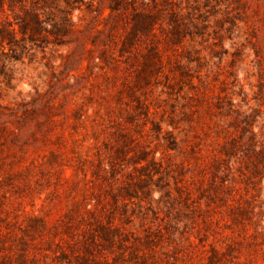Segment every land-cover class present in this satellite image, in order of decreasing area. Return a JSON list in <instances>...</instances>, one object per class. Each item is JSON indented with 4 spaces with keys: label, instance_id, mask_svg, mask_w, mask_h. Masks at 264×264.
Returning a JSON list of instances; mask_svg holds the SVG:
<instances>
[{
    "label": "rangeland",
    "instance_id": "rangeland-1",
    "mask_svg": "<svg viewBox=\"0 0 264 264\" xmlns=\"http://www.w3.org/2000/svg\"><path fill=\"white\" fill-rule=\"evenodd\" d=\"M0 264H264V0H0Z\"/></svg>",
    "mask_w": 264,
    "mask_h": 264
}]
</instances>
